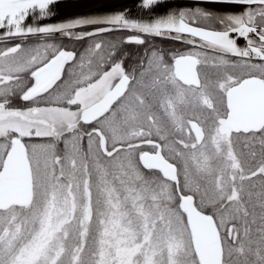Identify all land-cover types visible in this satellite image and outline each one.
<instances>
[{
  "label": "snow or ice",
  "instance_id": "obj_1",
  "mask_svg": "<svg viewBox=\"0 0 264 264\" xmlns=\"http://www.w3.org/2000/svg\"><path fill=\"white\" fill-rule=\"evenodd\" d=\"M56 2L0 0V264H264V0L26 23Z\"/></svg>",
  "mask_w": 264,
  "mask_h": 264
},
{
  "label": "water",
  "instance_id": "obj_2",
  "mask_svg": "<svg viewBox=\"0 0 264 264\" xmlns=\"http://www.w3.org/2000/svg\"><path fill=\"white\" fill-rule=\"evenodd\" d=\"M197 0H162L151 8L142 7V0H57L56 3L50 5L52 15L43 19H37L30 16L26 23L32 26H44L48 24H56L66 22L77 17H104L123 13L126 18L139 22H152L153 20L166 16L178 8L187 6H196ZM213 7H238L219 4H202ZM177 13V12H176ZM96 27H110L107 25H99ZM94 28V27H93ZM93 28H90L91 31ZM7 37L0 36V40ZM241 46L245 43L238 41Z\"/></svg>",
  "mask_w": 264,
  "mask_h": 264
},
{
  "label": "trees",
  "instance_id": "obj_3",
  "mask_svg": "<svg viewBox=\"0 0 264 264\" xmlns=\"http://www.w3.org/2000/svg\"><path fill=\"white\" fill-rule=\"evenodd\" d=\"M119 32H110V33H106V35L109 36V41L112 42H118L119 47H121V50L124 51L127 47L128 49H136L135 46L132 45H128L127 43L124 44L122 38H120ZM36 36H29L28 40L31 39H35ZM57 44H62L65 48L68 49H74L79 51L82 47V42L79 41H75V40H69L67 38H62L60 37V35L56 34V37L52 40ZM147 41L151 42V43H155L154 47L157 48L158 46H164V47H170V51H166V54H171L177 51H186L189 47L183 45L182 43L173 40L172 38L169 37H155V36H148L147 37ZM123 42V43H122ZM127 44V46H126ZM5 45V41L1 40L0 41V48L4 47ZM132 56H129L127 58H125V63L127 64L129 61V59L131 60ZM136 62V60H133L132 64H134Z\"/></svg>",
  "mask_w": 264,
  "mask_h": 264
},
{
  "label": "flooded vegetation",
  "instance_id": "obj_4",
  "mask_svg": "<svg viewBox=\"0 0 264 264\" xmlns=\"http://www.w3.org/2000/svg\"><path fill=\"white\" fill-rule=\"evenodd\" d=\"M201 6H203V7H205V8H207L206 7V5H201ZM193 7H195V6H193ZM207 10H209V9H207ZM212 10V9H211ZM228 10V9H227ZM239 8H233V9H229L228 11H232V12H239ZM93 27H96V26H89V27H86V28H84V29H77V30H74V31H88V30H90V28H93ZM112 32H118V31H112ZM110 33V32H109ZM59 35V34H58ZM119 35H120V38H122V40L124 41L128 36H130V35H141L142 36V38H144L145 39V44L144 45H136V44H128V45H132V46H135L136 47V49L134 50V49H128L127 47H125L126 49L124 50V51H122L123 53H125L126 54V56H127V58L129 57V56H132L131 57V60L129 59L128 61V63L126 64V65H129V66H131V65H133L132 64V62H133V60H137L138 58H140V57H142L149 49H158V50H162L163 52H166V51H170V47H164V46H158L157 48H155L154 47V45H155V43H151V42H149V41H147V37L148 36H146V35H144V34H138V33H135L134 31H130V30H121V32H119ZM151 37V36H150ZM162 37H167V36H162ZM103 38H105L106 40L105 41H109V36L108 35H106V33L105 34H103L102 36H100V37H98V39H103ZM170 38V37H169ZM1 40H4L5 41V43L8 41V38H4V39H1ZM0 40V41H1ZM104 40V39H103ZM240 40V42H242V43H245V41L243 40V39H239ZM28 41H34V42H36V41H42V38L41 37H39L38 35L35 37V39H31V40H28ZM15 42H18V41H16V40H13V41H11V43H15ZM49 42H52L51 40L49 41ZM116 43H118V42H116ZM123 43V42H122ZM125 44V43H124ZM127 44H126V46H127ZM183 45H185V46H188V45H186V44H183ZM5 46V45H4ZM188 47H190V46H188ZM121 48V47H120ZM68 49V48H67ZM22 102H20V101H17V104H21Z\"/></svg>",
  "mask_w": 264,
  "mask_h": 264
},
{
  "label": "rangeland",
  "instance_id": "obj_5",
  "mask_svg": "<svg viewBox=\"0 0 264 264\" xmlns=\"http://www.w3.org/2000/svg\"><path fill=\"white\" fill-rule=\"evenodd\" d=\"M203 7V6H202ZM207 8H205V7H203V8H205V9H209V11H213V12H228V10L229 9H233V8H239L240 10L239 11H241V8L240 7H213V6H206ZM188 8H193L192 6H187V7H184V8H178V11H177V13L180 11V10H182V9H184V10H186V9H188ZM212 9V10H211ZM228 9V10H227ZM104 40H106L105 38H103ZM52 41V40H51ZM29 43H37V42H43V40L42 41H36V42H34V41H28ZM53 43H55L54 41H52Z\"/></svg>",
  "mask_w": 264,
  "mask_h": 264
},
{
  "label": "bare ground",
  "instance_id": "obj_6",
  "mask_svg": "<svg viewBox=\"0 0 264 264\" xmlns=\"http://www.w3.org/2000/svg\"><path fill=\"white\" fill-rule=\"evenodd\" d=\"M176 12H177L176 10L173 11V13H176Z\"/></svg>",
  "mask_w": 264,
  "mask_h": 264
}]
</instances>
